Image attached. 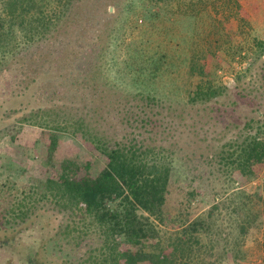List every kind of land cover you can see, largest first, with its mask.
<instances>
[{
    "label": "rangeland",
    "instance_id": "1",
    "mask_svg": "<svg viewBox=\"0 0 264 264\" xmlns=\"http://www.w3.org/2000/svg\"><path fill=\"white\" fill-rule=\"evenodd\" d=\"M238 1V19L218 7L204 12L197 22L175 17L169 20L164 11L141 0H79L71 10L73 20L48 40L22 47L25 61L0 72V105L22 100L11 106V118L5 116V122L13 124L32 110L54 108L76 119L83 117L93 131L108 139L136 136L155 141V146L175 158L166 209L170 217H178L177 221L183 216L181 220L191 222L206 214L217 204L218 196L224 201L233 200L241 191L264 196V166L254 167L251 176L239 172L229 175L215 160L223 147L228 150L229 143L247 134V123L258 117L256 110L264 112V51L258 46L264 42V0ZM216 39L221 43L219 49ZM141 49L152 56L158 52L168 55L166 71L156 80L149 77L151 69L147 71V64L135 53ZM193 50L207 56L202 63L210 71L209 79L224 88L220 97L198 105L188 101V92L197 81L188 70ZM142 70H146L145 75ZM106 73L126 85L120 87L111 80L116 86H106L102 81ZM93 74L94 92L81 86L84 78ZM35 77L38 81L31 82ZM138 93L155 96L157 104L148 107ZM19 94H23L21 99L16 98ZM137 111L141 119L134 122L129 117L136 118ZM147 116L150 123H144ZM42 132L29 124L13 142L0 138V212L15 201L2 188L5 180L20 181L26 168L30 170L26 175L44 180L57 174L61 166L64 170L65 160L88 165L93 174L106 166V158L75 133H61L53 161L45 166L48 143ZM9 158L15 166L10 167ZM9 188L17 194L16 188ZM42 206L39 211L44 210L43 217L20 229L3 226L5 220L0 216V264H77L100 243L80 214L50 213ZM259 207L264 221V207ZM216 216L222 223V236L232 233L230 220L235 217L225 210ZM263 228L264 224L245 238L247 261L236 263L230 254L223 264L261 262L262 248L257 240Z\"/></svg>",
    "mask_w": 264,
    "mask_h": 264
},
{
    "label": "trees",
    "instance_id": "2",
    "mask_svg": "<svg viewBox=\"0 0 264 264\" xmlns=\"http://www.w3.org/2000/svg\"><path fill=\"white\" fill-rule=\"evenodd\" d=\"M141 1L158 11H164L170 16L169 20L175 17L178 21L187 19L198 22L204 12L218 7L238 19L241 9L238 0ZM77 2L79 0H0V72L15 62L25 61V57L21 56L23 49L48 40L58 33L63 24L73 20L75 16H72L71 10ZM77 13V17H80ZM209 34L211 36L212 30ZM216 40V48L219 49L221 43ZM258 46L264 51V42H259ZM192 52L188 59V70L197 81L193 85L194 90L188 92V101L192 105L208 103L220 97L224 88L216 86L209 79L210 71L202 63L207 56L194 50ZM135 53L147 64L146 70L151 69L152 72L148 73L150 78L156 80L166 71L168 55L158 52L152 56L142 49ZM100 72L98 69L97 73ZM111 80L106 73L102 81L106 86L115 87ZM37 81L35 77L31 82ZM113 81H117L120 87L126 85L123 80ZM81 86L94 92V74L84 78ZM22 95L16 98L21 99ZM137 95H140L141 101H147L148 107L158 102L151 94ZM21 101H7L9 104L3 102L0 105V138L8 137L13 142L16 139L14 136L25 125L41 128L48 143V161L44 163L47 166L53 161L61 133L80 134L83 143L92 149L95 147L107 163L96 174L90 172L88 165L65 160L64 170L61 171V166L57 174L47 176L44 180L26 175L30 173L27 168L21 172L20 181L7 178L2 188L7 189L15 201L7 207V211L0 212L5 220L3 226L20 229L28 221L42 218L44 210L39 209L44 208L40 204L46 205L50 213L60 210L71 215L80 214L82 221L87 222L88 231L94 232L100 243L77 264H223L230 254L236 263L248 260L243 249L244 242L253 229L261 228L264 224L261 220L262 211L257 208L264 207L263 195L257 191L250 194L241 191L228 201L218 196L217 204L206 214L191 222L181 220L183 216L180 214L182 218L177 221L178 217H170L166 209L175 174L172 153L155 146L153 140L136 136H126L116 141L108 139L102 133L93 131L91 123L83 117L76 119V116L67 115L61 109L39 108L17 118L13 124L6 123L5 116L6 119L11 118V106L14 108L16 102ZM260 111L256 110L258 117L247 123V134L237 137L228 144V150L223 147L215 155L217 164L225 169L226 174L239 172L251 176L254 167L264 166V112ZM135 115L136 118L132 115L129 118H134V122L141 119L138 111ZM148 118L141 121L150 123ZM8 163L10 167L15 166L12 158L8 159ZM9 187L16 188L17 194L10 191ZM221 210L235 217L230 220L234 229L226 237L222 236V223L216 216L221 214ZM6 214L13 215V218L7 220ZM67 228L71 229L70 226ZM171 230L173 232H167ZM260 232L262 237L257 240V244L262 248L259 256L261 262L256 264H264V228Z\"/></svg>",
    "mask_w": 264,
    "mask_h": 264
}]
</instances>
